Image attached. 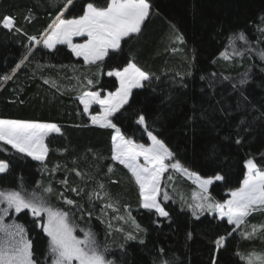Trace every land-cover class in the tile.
Instances as JSON below:
<instances>
[{
    "label": "trees",
    "instance_id": "trees-1",
    "mask_svg": "<svg viewBox=\"0 0 264 264\" xmlns=\"http://www.w3.org/2000/svg\"><path fill=\"white\" fill-rule=\"evenodd\" d=\"M89 2L73 0L65 9L67 0H0V119L60 128L45 141L44 163L0 142V160L9 165L0 175V191L35 194L72 213L112 264H247L244 258L264 255V210L239 228L210 214L194 217L187 208L198 209L190 193L196 188L170 166L179 163L203 179L223 176L208 193L217 203L241 186L248 159L264 169V0H148L150 15L141 32L97 65L77 59L64 45L53 51L35 47L30 37L40 39L61 12L77 18ZM4 16L14 18L11 30L2 27ZM241 32L246 40L236 38ZM129 61L150 78L112 120L125 138L147 147L151 132L172 153L162 184L175 190L167 198L162 194L166 219L141 208L131 173L112 160L114 131L92 126L78 100L86 91H115L117 81L106 72ZM245 73L247 82L240 85ZM140 115L143 125L137 123ZM124 216L136 230L121 227ZM15 219L39 264L51 262L39 226L44 220L26 210ZM244 230L250 238L243 241ZM221 236L217 249L214 241Z\"/></svg>",
    "mask_w": 264,
    "mask_h": 264
},
{
    "label": "snow or ice",
    "instance_id": "snow-or-ice-1",
    "mask_svg": "<svg viewBox=\"0 0 264 264\" xmlns=\"http://www.w3.org/2000/svg\"><path fill=\"white\" fill-rule=\"evenodd\" d=\"M72 3L73 0H67L65 9ZM149 14L148 0H106L103 5L93 0L86 4L83 14L77 18L64 19L62 18L63 12L57 15L53 23L49 25L48 34L42 42L48 48H54L57 44H66L77 57H82L86 64L97 65L98 62H103L106 57H109L110 50L113 53L120 50L124 38L139 34ZM14 25V18L3 17V28L11 30ZM73 37H86L87 39L84 43L74 44ZM236 38L246 40L243 32L239 33ZM30 39L37 43L41 42L35 36ZM221 55L225 59L228 58L226 53ZM260 55L264 58V52ZM106 75L115 77L119 81V87L115 91H109L106 96L102 95L101 91H86L79 97L80 103L83 104L85 113L89 112L92 105L100 106L98 114L91 115V122L101 128L115 130V134L112 136L114 153L112 158L124 165L135 177L140 189L142 207L149 210L154 209L159 215L166 217L168 212L161 207L157 196L160 191L161 175L169 167L165 164V160L170 158L172 153L151 132H148V136L152 143L147 147L144 144H137L131 139H126L120 128L111 119L129 103L132 89L143 87V82L148 81L150 75L130 61L126 63V66L107 71ZM246 76L247 73L242 75L239 81L240 85L247 82L244 78ZM8 78L4 77V79ZM87 83L92 85L94 81L88 79ZM232 88L238 90L236 84H233ZM241 96H243L242 90ZM244 99L246 100L247 97ZM237 108H240V104H237ZM201 118H206L203 113H201ZM244 122L242 119L241 123ZM137 123L145 124V117L140 115ZM59 132L60 128L55 124L0 119V141L11 145L17 152L41 162L44 161L48 153V147L44 143L45 137L49 133ZM237 135L239 136V133ZM236 143H240L239 138ZM141 157L143 158L142 164L139 162ZM170 166L176 171L188 173V170L182 168L179 163ZM246 166L248 174L243 180V186L231 193L232 198L214 206L208 205L209 208L215 207L219 210L221 219L226 216L227 222L235 224L237 227L244 222V218L251 211L256 210L254 206H264V169H259L253 159H248ZM8 167L6 161L0 160V173H5ZM188 174L195 175L194 173ZM223 179V176H215V180ZM197 180L205 192L207 186L212 183L211 179L200 180L197 177ZM46 191H51V189H46ZM165 198H167V194H165ZM4 201L8 206L0 210L4 214H7L8 209L14 208L17 213L28 209L36 217H42V214L47 215V223L39 226L50 238L48 248L51 264H112L100 250V245L92 233H85L84 239L74 235V229L68 223L69 214L67 212L46 206L35 194L26 198L21 191L16 190L0 191V203ZM66 202L73 203L71 200ZM197 207L202 206L197 205ZM12 227L4 225L3 216H0V232H4L6 237L0 244V264H39V261L34 258L32 242L26 238L23 226L14 225V231L11 230ZM129 239H134V237L129 236ZM224 239L221 236L214 241L217 249L223 246Z\"/></svg>",
    "mask_w": 264,
    "mask_h": 264
},
{
    "label": "rangeland",
    "instance_id": "rangeland-1",
    "mask_svg": "<svg viewBox=\"0 0 264 264\" xmlns=\"http://www.w3.org/2000/svg\"><path fill=\"white\" fill-rule=\"evenodd\" d=\"M150 15V14H149ZM62 18H64V17H62ZM149 18V17H148ZM147 18V19H148ZM64 19H67V18H64ZM73 19V18H72ZM147 19L145 20V22L147 21ZM145 22H144V24H145ZM144 24L142 25V27H141V29L143 28V26H144ZM49 31V30H48ZM48 31L40 38V39H37V40H39V41H41L40 43H37L36 41H33L34 42V44H35V47H38L39 45H44L43 44V42H42V40L46 37V35L48 34ZM134 35H137V34H133L132 36H134ZM127 38H129V37H126V38H124V40L125 39H127ZM260 38V37H259ZM86 37H73V43L74 44H80V43H84L85 41H86ZM260 40L262 41V42H264V38H260ZM123 41V40H122ZM121 44H122V42H121ZM62 45H64V46H67L68 47V45H66V44H57L54 48H48L49 50H51V51H53V50H55L56 49V47H58V46H62ZM45 46V45H44ZM46 47V46H45ZM68 49L72 52V50H71V48H69L68 47ZM250 50V49H249ZM251 52H252V50H250ZM110 52H112L111 50H110ZM73 53V52H72ZM73 55L77 58V59H82L83 60V58L82 57H77L74 53H73ZM107 77H109V76H107ZM115 78V77H114ZM116 79V78H115ZM116 81H117V87H119V81L116 79ZM147 81H144L143 82V85L146 83ZM141 88V87H140ZM140 88H134V89H132V91L133 90H136V89H140ZM102 93V95H107L108 93H105V92H101ZM79 101H80V99H78ZM129 100H130V97H129ZM82 105V108H84V106H83V104H81ZM127 105V104H126ZM125 105V106H126ZM95 111V112H97L96 114H98V112L100 111V106L99 105H92L90 108H89V112L88 113H86L87 114V116L89 117V119H90V122H91V115H96V114H92L91 112L92 111ZM112 119V118H111ZM41 124H43V123H41ZM91 125L92 126H94V127H99L98 125H94V124H92V122H91ZM99 128H101V127H99ZM101 129H110V128H101ZM111 130V129H110ZM113 131H114V134H115V130L114 129H112ZM60 133V132H59ZM59 133H49L46 137H45V140H44V143H45V141H46V139L50 136V135H52V134H59ZM127 139V138H126ZM149 140H150V138H149ZM0 142H2V141H0ZM3 143V142H2ZM151 143H152V141L150 140V144L149 145H151ZM46 144V143H45ZM113 145V144H112ZM10 147H11V145H9ZM15 150V149H14ZM22 154V153H21ZM113 149H112V157H113ZM23 155H25V154H23ZM47 155H48V153H47ZM26 156V155H25ZM28 158H30L31 160H33V161H35V162H38V163H44L45 162V160H46V158H47V156L45 157V159H44V161L43 162H41V161H38V160H34V159H32L31 157H29V156H27ZM112 160L114 161V162H116L117 164H119V165H121L120 167L121 168H126L124 165H122V164H120L119 163V161H117V160H114L113 158H112ZM171 160V157L170 158H167L166 160H165V164L166 165H169V164H167L169 161ZM139 162L142 164L143 163V158L141 157V158H139ZM175 164V163H174ZM169 168V167H168ZM172 168V167H171ZM127 169V168H126ZM128 170V169H127ZM168 170V169H167ZM172 170H174L177 174H179L181 177H183L186 181H187V183H189L190 185H192L194 188H196V192L194 191V189H192L191 191H190V193L193 195L194 194V198H193V200L195 201L193 204H192V206H194V207H197V205H201L202 207H197L198 209H196V208H187L191 213H192V215L194 216V217H199V216H202V215H205V214H210V215H216L219 219H221V217H220V213H219V210H217L215 207H212V208H209L208 207V205H215V204H217V202H214L213 200H211V198H210V196H209V189H210V186H212L215 182H217L218 180H215L214 178H210L211 180H212V183L210 184V185H208L207 186V191L205 192L204 191V189L202 188V186H201V184H200V182L197 180V177H199V179L200 180H205V179H203V178H201L200 176H198V175H189L188 173H191V172H188V173H185V172H182V171H176L175 169H173L172 168ZM246 170H247V173H246V175H245V177L247 176V174H248V169H247V166H246ZM129 171V170H128ZM130 172V171H129ZM6 173V172H5ZM131 173V172H130ZM165 173H166V171L161 175V178H160V191H159V194H158V196H157V200H158V202L160 203V205H161V207L163 208V205L161 204V202H162V194H167V195H170V194H172L175 190H174V187H173V185L171 184V183H167L166 184V186L164 187V190L162 189V184H163V178H164V175H165ZM2 174H4V173H0V175H2ZM132 175V174H131ZM133 177V176H132ZM171 177V176H170ZM134 178V180H135V177H133ZM245 179V178H244ZM58 180H60V179H58ZM169 181L171 182V181H173V178L171 177V179H169ZM169 181H167V182H169ZM220 181V180H219ZM182 182V181H181ZM181 182H179V183H181ZM135 183H136V181H135ZM179 185V184H178ZM136 186L138 187V189H139V185L136 183ZM243 186V182H242V184H241V186L240 187H242ZM239 187V188H240ZM238 188V189H239ZM53 191V190H52ZM139 191H140V189H139ZM164 191V192H163ZM236 191V190H235ZM22 193V192H21ZM231 193L232 192H230L229 194H228V197H227V199L225 200V201H227V200H230L232 197H231ZM22 195H25L26 196V198H30L32 195H26V194H23L22 193ZM38 199H40V200H42L44 203H45V205L46 206H48V207H51V208H53L54 210H59V211H63V210H61V209H56V208H54L53 207V205L52 206H50L48 203H47V201H45L43 198H41V197H37ZM44 198H45V196H44ZM162 198V199H161ZM178 198V200H179V202H181V199L179 198V197H177ZM192 198V197H191ZM140 199H141V197H140ZM168 201V200H167ZM224 201V202H225ZM54 202H57V201H54ZM223 202V203H224ZM140 205H141V208H143L142 207V199H141V201H140ZM183 207H184V205H182ZM8 206H7V202L6 201H4V202H2V203H0V210H2V209H5V208H7ZM255 208H256V210L255 211H251L250 212V214L252 215V214H254V213H256V212H261L262 210H264V206H254ZM145 209V208H144ZM23 210H26V211H29L30 212V214L33 216V214L31 213V211L30 210H28V209H23ZM22 210V211H23ZM146 210H149V209H146ZM21 211V212H22ZM149 211H154V212H156L154 209L153 210H149ZM166 211V210H165ZM203 211V212H202ZM21 212H19V213H17L16 211H15V209L14 208H10V209H8V212H7V214H4L2 211H0V216H3V224L4 225H8V226H13L12 228H11V230H15L14 229V225H16V224H19V225H22V223L20 224V223H18L17 221H16V216L18 215V214H20ZM201 212V213H200ZM69 215H68V223H69V225L74 229V235H76L78 238H80V239H84V237H85V233H89V231H87V230H85L84 228H82L81 227V225L78 223V222H76V221H74V219H73V215H72V213H70V212H67ZM157 213V212H156ZM158 214V216L160 217V218H163V219H166L167 218V216L165 217V216H161V215H159V213H157ZM249 214V215H250ZM249 215L248 216H246L245 218H244V222H245V220L246 219H248L247 217H249ZM36 217V216H35ZM43 217V218H42ZM42 217H39L40 219H43L44 220V224L45 223H47V215L46 214H42ZM38 218V217H37ZM118 218H120V217H118ZM130 218V217H129ZM29 220H30V218H29ZM222 220H226L227 221V217L225 216ZM243 222V223H244ZM243 223H241V224H243ZM240 224V225H241ZM231 225H233L234 227H236V228H239V226L237 227L235 224H231ZM23 226V225H22ZM122 226H130V227H132L134 230H136V228H137V226H136V224L132 221V219H128L127 217H121V227ZM81 227V228H80ZM23 228H24V226H23ZM255 228L256 227H254V226H252L251 227V229L253 230H255ZM24 230H25V235L27 234V232H26V229L24 228ZM91 233V232H90ZM46 234V233H45ZM239 234H240V238L244 241L245 239H249L250 238V236H249V234L244 230V231H240L239 232ZM46 236H47V234H46ZM28 237V236H27ZM47 238H48V240L50 239L48 236H47ZM6 239V237H5V233L4 232H1L0 233V244H2L3 242H4V240ZM30 240V239H29ZM98 243V242H97ZM99 244V243H98ZM107 245H108V243H107ZM107 248H109V245L108 246H106ZM100 250L101 251H103V248L101 247V245H100ZM104 252H106V251H104ZM245 259V261H246V263L247 264H264V255H262V256H257V255H255V256H250V257H248V258H244ZM109 260V259H108ZM47 264H51V262H48Z\"/></svg>",
    "mask_w": 264,
    "mask_h": 264
},
{
    "label": "crops",
    "instance_id": "crops-1",
    "mask_svg": "<svg viewBox=\"0 0 264 264\" xmlns=\"http://www.w3.org/2000/svg\"><path fill=\"white\" fill-rule=\"evenodd\" d=\"M212 216H216V215H212ZM217 217V216H216ZM218 218V217H217Z\"/></svg>",
    "mask_w": 264,
    "mask_h": 264
},
{
    "label": "bare ground",
    "instance_id": "bare-ground-1",
    "mask_svg": "<svg viewBox=\"0 0 264 264\" xmlns=\"http://www.w3.org/2000/svg\"><path fill=\"white\" fill-rule=\"evenodd\" d=\"M220 220H222V219H220Z\"/></svg>",
    "mask_w": 264,
    "mask_h": 264
}]
</instances>
